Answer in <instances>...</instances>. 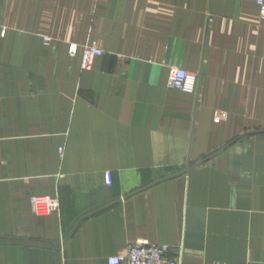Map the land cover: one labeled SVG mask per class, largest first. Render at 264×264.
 Masks as SVG:
<instances>
[{
  "label": "crops",
  "instance_id": "crops-1",
  "mask_svg": "<svg viewBox=\"0 0 264 264\" xmlns=\"http://www.w3.org/2000/svg\"><path fill=\"white\" fill-rule=\"evenodd\" d=\"M0 22V264H107L136 240L181 264H264L253 0H0ZM33 195L58 206L37 215Z\"/></svg>",
  "mask_w": 264,
  "mask_h": 264
},
{
  "label": "built area",
  "instance_id": "built-area-1",
  "mask_svg": "<svg viewBox=\"0 0 264 264\" xmlns=\"http://www.w3.org/2000/svg\"><path fill=\"white\" fill-rule=\"evenodd\" d=\"M258 8L259 15L264 19V0H253ZM6 27L0 22V39L5 36ZM70 54H74L76 46H71ZM102 54V50L95 44H87L83 47L81 53L80 67L81 69H89L92 66L96 56ZM198 76L190 71L181 68H172L168 75V85L172 89L194 92L197 88ZM112 183V174L105 172V184L110 186ZM33 212L37 215H45L58 206L55 198L45 195H33L29 198ZM107 264H181L178 256L169 254L167 246L147 243L141 240L129 242L124 253L110 256Z\"/></svg>",
  "mask_w": 264,
  "mask_h": 264
},
{
  "label": "water",
  "instance_id": "water-1",
  "mask_svg": "<svg viewBox=\"0 0 264 264\" xmlns=\"http://www.w3.org/2000/svg\"><path fill=\"white\" fill-rule=\"evenodd\" d=\"M189 169V167H186L182 172H185V171H187ZM182 172H180V173H182Z\"/></svg>",
  "mask_w": 264,
  "mask_h": 264
},
{
  "label": "rangeland",
  "instance_id": "rangeland-1",
  "mask_svg": "<svg viewBox=\"0 0 264 264\" xmlns=\"http://www.w3.org/2000/svg\"><path fill=\"white\" fill-rule=\"evenodd\" d=\"M195 91H196V90H195ZM195 91H194V92H195ZM194 92H189V93H194Z\"/></svg>",
  "mask_w": 264,
  "mask_h": 264
}]
</instances>
